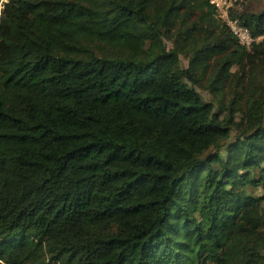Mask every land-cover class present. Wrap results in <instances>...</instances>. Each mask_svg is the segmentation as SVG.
I'll return each mask as SVG.
<instances>
[{"label":"trees","instance_id":"1","mask_svg":"<svg viewBox=\"0 0 264 264\" xmlns=\"http://www.w3.org/2000/svg\"><path fill=\"white\" fill-rule=\"evenodd\" d=\"M0 0V264H264V7ZM185 61V62H184Z\"/></svg>","mask_w":264,"mask_h":264},{"label":"built area","instance_id":"2","mask_svg":"<svg viewBox=\"0 0 264 264\" xmlns=\"http://www.w3.org/2000/svg\"><path fill=\"white\" fill-rule=\"evenodd\" d=\"M217 10L218 15L225 20L229 30L238 38V41L249 46L255 40L248 28L239 22V19L230 15V9L234 7L236 0H208Z\"/></svg>","mask_w":264,"mask_h":264},{"label":"rangeland","instance_id":"3","mask_svg":"<svg viewBox=\"0 0 264 264\" xmlns=\"http://www.w3.org/2000/svg\"><path fill=\"white\" fill-rule=\"evenodd\" d=\"M234 4L235 9L239 11L245 9L256 10L264 7V0H236Z\"/></svg>","mask_w":264,"mask_h":264}]
</instances>
